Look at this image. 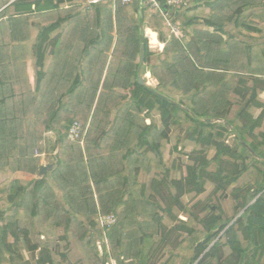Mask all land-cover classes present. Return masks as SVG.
I'll use <instances>...</instances> for the list:
<instances>
[{"label":"trees","instance_id":"trees-1","mask_svg":"<svg viewBox=\"0 0 264 264\" xmlns=\"http://www.w3.org/2000/svg\"><path fill=\"white\" fill-rule=\"evenodd\" d=\"M205 1L179 8L177 37L164 0H0V264H58L31 237L39 219L110 214L115 264H264V0ZM170 146L190 160L180 179ZM210 183V202L184 204Z\"/></svg>","mask_w":264,"mask_h":264},{"label":"rangeland","instance_id":"rangeland-1","mask_svg":"<svg viewBox=\"0 0 264 264\" xmlns=\"http://www.w3.org/2000/svg\"><path fill=\"white\" fill-rule=\"evenodd\" d=\"M13 0H11L12 2ZM181 21H178L176 27L179 30L178 37H183V34L180 30ZM231 29V28H230ZM146 37L149 41L150 50L155 54H160L161 47L158 45H152L150 42L149 35ZM164 49V48H163ZM146 80V85L148 87L156 88L158 86L157 81L153 77L147 78V74L143 75ZM262 97V96H261ZM264 99V95L263 98ZM187 125L184 126V129H187ZM176 130L173 132L175 137H181L183 134V130ZM51 141H56V135L54 133H49L47 135ZM230 145H233V139H227ZM177 139L173 142L175 144ZM171 147L167 150L166 157H165V164L171 169L170 177L171 179H180L185 174V166L190 163V160L186 157H181L179 152H172ZM194 148L191 145L192 151ZM181 151V150H179ZM189 151V152H190ZM46 156H44L45 158ZM45 165H52L53 158L46 157ZM215 166L213 165L210 170L215 171ZM48 173V172H47ZM18 177H27L32 178L29 176H23L20 174ZM151 177L147 175H143L142 180L150 183ZM11 180H13V176H11ZM240 187L243 186V180L239 182ZM214 186L210 183L206 187V193L201 197H196L195 194L187 195L183 198V202L185 205L189 207H195L199 203L207 204L210 202L213 196ZM218 196H216V199ZM215 201V200H214ZM214 203H217L215 201ZM223 209L227 211L229 216L233 215V202L231 199L223 201L220 203ZM199 212V211H198ZM176 214L183 220L187 219V216L181 214L177 211ZM45 217V216H44ZM82 224H78V222H74L70 228L66 225L64 218L56 221L55 219L45 220H37L34 224L33 231H31L32 239L34 243H37L38 237L41 236L42 241L46 244L53 254H55V260L58 264H103L104 261H108L107 264H115L113 258L107 259L105 256L104 245H107L108 251L110 255H112L111 247L109 245V241L105 238V233L103 232L102 225L100 223L99 216L94 218L95 223L97 224L96 227H93L88 220L85 218H80ZM168 223H171L167 220ZM58 223V224H57ZM13 243V239L10 240ZM21 250L24 255L30 257V254L26 252V246L22 244ZM169 258V255H166L163 259L164 263ZM161 261V260H160Z\"/></svg>","mask_w":264,"mask_h":264},{"label":"built area","instance_id":"built-area-1","mask_svg":"<svg viewBox=\"0 0 264 264\" xmlns=\"http://www.w3.org/2000/svg\"><path fill=\"white\" fill-rule=\"evenodd\" d=\"M113 1L116 2L117 0H113ZM133 1L135 0H121V2L125 5H130L133 3ZM139 1H141V3L150 4L154 8H158L161 0H139ZM164 1L169 7L188 8L195 0H164ZM173 32L178 37L179 30L176 27H173ZM81 130H82L81 124L77 122L74 123L70 130L69 139L72 141L78 140L81 135ZM99 218L103 229L105 227L111 226L116 223V217L113 214H110L106 217L100 216Z\"/></svg>","mask_w":264,"mask_h":264},{"label":"crops","instance_id":"crops-1","mask_svg":"<svg viewBox=\"0 0 264 264\" xmlns=\"http://www.w3.org/2000/svg\"><path fill=\"white\" fill-rule=\"evenodd\" d=\"M205 2H206L205 0H196L190 5V8L193 9V8H195L197 6H201ZM170 8H172L171 14L166 15L168 17V20L169 19H174V20H177V21L186 20L185 17H182L183 10H181V9H186V8H181V9H179L180 7H170ZM187 9H189V8H187ZM148 31H149V37H150L151 44L154 45V46L158 45L159 47H161V51L160 52H162V50L164 48V45L161 44L158 41L157 34L152 32L150 29H148ZM29 75H30L31 81L33 83H35L34 61H30L29 62ZM149 76L152 77V75L150 73H149ZM45 159H46V157L45 158L43 157V164L44 165H45V162H46Z\"/></svg>","mask_w":264,"mask_h":264},{"label":"water","instance_id":"water-1","mask_svg":"<svg viewBox=\"0 0 264 264\" xmlns=\"http://www.w3.org/2000/svg\"><path fill=\"white\" fill-rule=\"evenodd\" d=\"M16 1V0H13L12 3ZM146 35L148 36L149 35V31L148 29L146 30ZM144 61H145V57H144V47H142V50H141V65L144 64ZM138 81H139V84L140 85H146V80L145 78L140 75L139 78H138ZM53 168V165H47V166H42L39 170V175L42 177L44 175L47 174V172ZM198 263V262H197ZM196 263V264H197Z\"/></svg>","mask_w":264,"mask_h":264},{"label":"bare ground","instance_id":"bare-ground-1","mask_svg":"<svg viewBox=\"0 0 264 264\" xmlns=\"http://www.w3.org/2000/svg\"><path fill=\"white\" fill-rule=\"evenodd\" d=\"M150 76H149V73H147V78H149Z\"/></svg>","mask_w":264,"mask_h":264}]
</instances>
